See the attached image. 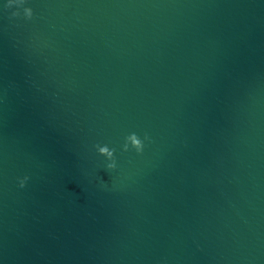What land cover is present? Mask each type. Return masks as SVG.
<instances>
[{
    "label": "water",
    "instance_id": "95a60500",
    "mask_svg": "<svg viewBox=\"0 0 264 264\" xmlns=\"http://www.w3.org/2000/svg\"><path fill=\"white\" fill-rule=\"evenodd\" d=\"M6 4L0 264H264V0Z\"/></svg>",
    "mask_w": 264,
    "mask_h": 264
},
{
    "label": "clouds",
    "instance_id": "9594fccd",
    "mask_svg": "<svg viewBox=\"0 0 264 264\" xmlns=\"http://www.w3.org/2000/svg\"><path fill=\"white\" fill-rule=\"evenodd\" d=\"M25 3L26 0H7L6 7L7 8H12L13 6L17 7L18 10L12 13L13 16H20L21 13L19 11V8H23V15L27 19H32L34 16V11L31 7H24ZM150 139L151 138L147 133H145L143 139H141L140 136L137 135L136 133H132L125 138L126 142L123 145V150L127 152L130 150L131 147V149H135V151L138 154H142L145 148V141ZM97 148L101 155L105 156L109 161H111L110 163H108L107 168L110 170L116 169L117 168L116 157H115L116 150L110 149L107 145L105 146L97 145ZM27 179L28 178L25 177L23 180L20 181L21 187L25 186Z\"/></svg>",
    "mask_w": 264,
    "mask_h": 264
}]
</instances>
